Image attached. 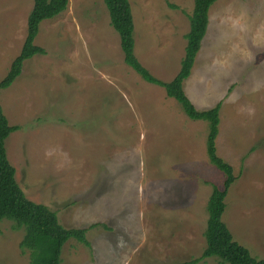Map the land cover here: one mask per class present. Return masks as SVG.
<instances>
[{"label":"rangeland","instance_id":"rangeland-1","mask_svg":"<svg viewBox=\"0 0 264 264\" xmlns=\"http://www.w3.org/2000/svg\"><path fill=\"white\" fill-rule=\"evenodd\" d=\"M129 2L136 56L170 81L193 0ZM32 4L0 0V79L20 52ZM208 17L182 88L199 110L221 105L216 151L237 176L222 219L238 244L264 258V0H217ZM34 43L45 53L23 61L0 89V105L19 125L5 146L27 198L56 211L66 228L88 227L90 246L69 239L60 264L200 258L211 184L224 180L208 160L207 122L189 119L163 87L125 64L103 0H68L39 24ZM23 234L0 221V264H30ZM190 264L221 263L212 256Z\"/></svg>","mask_w":264,"mask_h":264},{"label":"trees","instance_id":"trees-1","mask_svg":"<svg viewBox=\"0 0 264 264\" xmlns=\"http://www.w3.org/2000/svg\"><path fill=\"white\" fill-rule=\"evenodd\" d=\"M217 0H193L191 13L188 15L189 29L184 34V55L180 67L170 81H162L153 76L140 62L135 54V26L129 0H103L109 15L110 25L119 35L123 60L141 79L159 85L165 89L168 97L174 98L184 113L191 120L207 122L206 153L209 162L224 175L222 187L211 184V192L206 201L207 219L203 236L204 250L200 258L215 257L224 264H264V258H256L250 251L234 240L231 231L222 219L225 209V197L237 176L233 167L217 154L215 139L220 122V103L213 107L199 110L184 93L182 82L190 74L195 56L208 24L209 8ZM68 0H33L27 15L26 33L19 54L12 60L5 76L0 79V89L8 88L22 71L23 61L35 54H44L42 47L34 43L39 31V24L55 17L67 6ZM174 7V6H173ZM19 129V125H10L0 105V221L11 220L22 227L24 234L20 247L30 250V264H60L61 250L69 240L90 246L86 237L88 227L66 228L60 222L57 212L42 203L30 200L19 186L15 177V168L10 163L5 141L8 136ZM92 223L89 227L98 225ZM195 258L190 264L198 261Z\"/></svg>","mask_w":264,"mask_h":264},{"label":"crops","instance_id":"crops-1","mask_svg":"<svg viewBox=\"0 0 264 264\" xmlns=\"http://www.w3.org/2000/svg\"><path fill=\"white\" fill-rule=\"evenodd\" d=\"M187 16V15H186ZM187 32V31H186ZM183 37H184V35H183Z\"/></svg>","mask_w":264,"mask_h":264}]
</instances>
